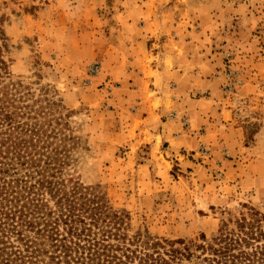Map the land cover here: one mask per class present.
<instances>
[{"label": "rangeland", "instance_id": "rangeland-1", "mask_svg": "<svg viewBox=\"0 0 264 264\" xmlns=\"http://www.w3.org/2000/svg\"><path fill=\"white\" fill-rule=\"evenodd\" d=\"M156 6L169 19L150 53L177 51L184 73L163 86L162 103L125 74L145 36L116 0H0L11 46L0 88L19 84L21 105L47 114L52 147L69 157L64 178L103 195L128 236L198 244L232 228L244 206L264 212V0Z\"/></svg>", "mask_w": 264, "mask_h": 264}, {"label": "trees", "instance_id": "trees-1", "mask_svg": "<svg viewBox=\"0 0 264 264\" xmlns=\"http://www.w3.org/2000/svg\"><path fill=\"white\" fill-rule=\"evenodd\" d=\"M4 22L0 84L10 65ZM15 86L0 88V264H264V212L247 206L232 228L223 223L198 244L128 236L126 217L103 195L64 178L69 157L52 147L47 114L21 105Z\"/></svg>", "mask_w": 264, "mask_h": 264}, {"label": "crops", "instance_id": "crops-1", "mask_svg": "<svg viewBox=\"0 0 264 264\" xmlns=\"http://www.w3.org/2000/svg\"><path fill=\"white\" fill-rule=\"evenodd\" d=\"M159 2L160 0H116V3H119V5L123 7V10L120 9L118 13L128 20L126 25L132 30H135L136 28L142 29L141 34L142 36H145V41L137 37L134 39V41H136L134 45L130 46L132 47V58L128 60L126 66L132 68L135 67V69H130V67H128V71H126L127 73L125 72V74L128 75V78L130 79L134 76L136 77L134 78L138 87L135 88V93H138L141 96L143 91L142 84L148 83L149 91L154 93L157 92V94L149 99V101L154 102L155 100H159L162 103L164 97H158V95H161L159 92H163V86H166V84H169L170 82L180 85L183 82L181 80L183 79L182 77L184 76V73L178 72L182 64L178 63L179 58L177 57V51L165 50L163 44H157V50L150 53L151 46L156 45L154 43L156 40L155 37L163 33L164 27L160 21L165 18L169 19L162 14V11L158 10L156 5ZM132 10H134V12H131ZM165 10L167 9L165 8ZM157 17H159V22L156 19ZM167 26L169 28V25ZM135 32L136 34L138 33L136 30ZM143 42L145 44H143ZM167 60L169 61L166 62ZM170 63L172 64L173 69H168V71H166L168 68L166 65ZM114 68L116 69V65ZM158 79L160 80L159 89L154 90L149 85H153ZM189 88L190 86L188 87L185 85L184 91ZM141 102H143V97H141ZM141 107L148 110L147 105ZM157 110L158 111L153 110V113L162 111V108H157Z\"/></svg>", "mask_w": 264, "mask_h": 264}, {"label": "built area", "instance_id": "built-area-1", "mask_svg": "<svg viewBox=\"0 0 264 264\" xmlns=\"http://www.w3.org/2000/svg\"><path fill=\"white\" fill-rule=\"evenodd\" d=\"M99 68H100V66H99V64L98 63H94L93 65H91L90 67H89V73H90V75L93 77V76H95V74H97L98 72H99ZM185 121V120H184ZM186 122V121H185Z\"/></svg>", "mask_w": 264, "mask_h": 264}]
</instances>
